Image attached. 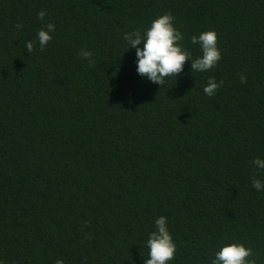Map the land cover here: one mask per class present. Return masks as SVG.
<instances>
[{"label":"trees","instance_id":"obj_1","mask_svg":"<svg viewBox=\"0 0 264 264\" xmlns=\"http://www.w3.org/2000/svg\"><path fill=\"white\" fill-rule=\"evenodd\" d=\"M165 13L192 58L191 36L215 30L214 67L185 60L163 85L137 73L123 34ZM209 77L223 82L212 96ZM256 157L264 0H0V264H145L159 216L167 264H210L230 241L264 264Z\"/></svg>","mask_w":264,"mask_h":264},{"label":"clouds","instance_id":"obj_2","mask_svg":"<svg viewBox=\"0 0 264 264\" xmlns=\"http://www.w3.org/2000/svg\"><path fill=\"white\" fill-rule=\"evenodd\" d=\"M45 12L40 11L38 18L43 20ZM173 16L170 13L162 14L150 22L143 31L136 29L123 34V39L130 47L136 48V71L141 76H146L150 82L160 85L165 84L166 77L174 76L182 69L185 60H191V68L194 72H204L214 67L220 59V50L217 47V34L215 30H206L198 35H192L190 40L193 45H199L201 55L192 58L190 51L183 48L180 41L183 34L174 27ZM21 27V25H17ZM55 31L52 23L46 24L37 31V40L41 50L51 40L50 33ZM142 47H138L141 45ZM26 47L32 50L33 42L27 41ZM79 55L89 59L92 53L81 49ZM241 76V82L245 81ZM223 82H217L214 77H209L203 92L212 96ZM252 164L258 169H264V158L256 157ZM257 191H264V182L259 179L252 181ZM155 230L147 235L145 241L148 248V258L145 264H167L172 260L176 250V244L172 239L167 225V218L159 216L154 221ZM252 255V249L244 244L230 241L221 243L214 251L210 264H256L254 259H246ZM55 264H63V259H57Z\"/></svg>","mask_w":264,"mask_h":264}]
</instances>
